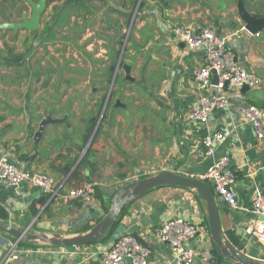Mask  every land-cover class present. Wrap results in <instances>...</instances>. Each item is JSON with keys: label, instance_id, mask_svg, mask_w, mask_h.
I'll return each instance as SVG.
<instances>
[{"label": "crops", "instance_id": "0c3cea01", "mask_svg": "<svg viewBox=\"0 0 264 264\" xmlns=\"http://www.w3.org/2000/svg\"><path fill=\"white\" fill-rule=\"evenodd\" d=\"M253 1L246 0V10L263 16L255 11ZM237 3L238 0H141L137 2V17L130 21H135L134 27L127 30V6H108V13L117 11L123 20L119 16L116 27L104 16L107 27L102 33L106 45L99 51L114 59L91 69L93 79L78 82L76 88L86 94L72 98V119L67 110L49 111L62 107L67 96L60 101L50 95L42 97L47 86L40 79H31L34 73L30 65L16 63L29 56L18 42L32 29L1 26L29 16L31 5L26 0H2L0 11L5 8L6 17L0 15V154H7L26 170L55 176L64 188L86 180L96 182L94 197L88 203L48 200L40 188L28 183L21 185L22 194H16L0 183V205L8 213L5 222L46 235L83 234L107 213L122 186L161 171L195 176L205 171L213 158L226 155L235 173L236 204L229 206L211 187L221 229L237 249L264 261V245L246 228L254 217L253 197L264 193V145L256 143L253 127L238 109L242 103L264 104V80L247 91L228 88V108L212 111L206 123L189 119L188 109L197 100L193 71L203 63L205 49H188L171 30L174 24H212L238 63L254 72L264 70V24L258 34L247 31L238 11H230ZM11 38L16 47L9 46L14 44L9 42ZM126 53L134 57V64L126 62ZM114 62L119 66L113 79L94 80L96 70H115ZM123 64L130 67L131 78H126ZM21 73L26 78L17 79ZM66 113V121L46 123L41 135L35 137L47 115L62 119ZM216 131L222 132L224 139L215 143L214 155L199 157L195 143ZM124 205L120 208L124 207V213L110 236L84 246L14 245V239L0 231V264H103L101 253L116 236L124 234L148 247L147 264H179L169 244L156 235L170 218L206 227L189 245L212 251L205 202L195 190L161 185ZM232 236L238 244H234ZM129 263L128 259L124 262ZM192 264L202 263L195 260ZM212 264L232 263L223 260Z\"/></svg>", "mask_w": 264, "mask_h": 264}, {"label": "built area", "instance_id": "2783aa9c", "mask_svg": "<svg viewBox=\"0 0 264 264\" xmlns=\"http://www.w3.org/2000/svg\"><path fill=\"white\" fill-rule=\"evenodd\" d=\"M172 32L176 39L182 41L188 49H205L204 61L193 71L194 88L197 100L188 109V117L200 123H206L209 114L214 110L228 108L230 103L228 88L255 87L262 81L254 71L246 69L238 63L232 50L228 49L224 40L212 24L193 27L174 24ZM258 34V33H256ZM217 82H212L213 75ZM227 82V86H225ZM238 109L254 129L256 143L264 145V106L254 103H242ZM224 135L220 131L204 135L195 143L199 157L214 155V145L221 142ZM209 184L229 206L236 204L233 185L235 173L229 166L226 155L213 158L207 169L195 176ZM0 183L12 188L16 194H22L21 185L28 183L41 189L48 200L58 199L62 202L79 201L88 203L95 194L94 181H83L77 186L65 187L55 176L45 171H29L12 162L7 154H0ZM251 218L246 228L249 234L264 245V193H257L251 201ZM200 224H194L181 218L166 220L157 230L156 235L161 241L169 244L179 264H192L198 260L202 264H212L213 254L210 250L189 245L200 232L205 230ZM79 247V246H77ZM148 247L140 243L134 236L124 234L114 239L111 245L101 253L103 264H147Z\"/></svg>", "mask_w": 264, "mask_h": 264}, {"label": "rangeland", "instance_id": "374dc122", "mask_svg": "<svg viewBox=\"0 0 264 264\" xmlns=\"http://www.w3.org/2000/svg\"><path fill=\"white\" fill-rule=\"evenodd\" d=\"M55 1L57 3H51L46 8V13L43 15L44 25L42 28L39 30L37 26L32 29L33 32H52V34L47 37L45 45H43L42 50L39 51L36 61L30 64L29 69L34 73V77L32 75L31 79L36 81L40 79L42 85L47 86V88L41 92L42 97L50 95L51 97H54L56 101H60V98L67 96V102H65L62 107L57 109L51 108L49 111L53 112L55 109L63 112L67 110L73 119L75 115L70 111L72 98L77 95L82 96L86 94L81 93L82 90H80V88H76L78 82L80 83L87 79H93V72H90L91 69L94 67L98 68L97 66L103 63H111L114 59V57H104L102 52L99 51L106 45V42L104 43L106 39H103L104 36L102 33L105 27H107L105 25L104 16L116 27L118 26L119 16H121V21L123 20V17L117 11H111V13H108L109 10H107V7L111 5L117 7H119L118 5H121V8H123L124 5L125 7L127 6L126 8L124 7L128 11L127 14L130 12L129 15L126 16L127 30L129 27H134L135 21L132 22L133 25L130 21H132V19L135 20V17H137L138 0H88L90 2H88L87 5L86 0H82L81 3L76 5L72 4L75 0ZM1 2L2 0H0V3ZM252 4L254 5L256 12L264 13V0H254ZM230 8V11L237 14L236 5ZM4 10L5 8L0 11L2 17H6V11ZM88 10L89 12L87 13ZM56 15H58L57 18H60V24L54 27L55 24L51 25V23L53 21L55 22ZM49 17H51V19H49ZM77 21L78 27L76 28L72 25V22ZM81 27H84V30H82ZM131 33H133V29L131 30ZM120 42L123 43L124 39H121ZM97 53H100V55H96ZM116 58L117 57H115V59ZM125 59L127 63H135L134 57L128 56V53H126ZM113 74L114 69L111 71H105L104 73L96 70L94 73V80L98 78H104L106 80L113 79ZM20 77L26 78L24 73L18 75L17 79ZM83 90L86 91L85 88ZM65 115L68 116L67 113ZM27 231L35 233L31 227ZM10 239L13 241L12 238ZM26 243V246L28 247H36L44 242L28 241Z\"/></svg>", "mask_w": 264, "mask_h": 264}, {"label": "water", "instance_id": "95a60500", "mask_svg": "<svg viewBox=\"0 0 264 264\" xmlns=\"http://www.w3.org/2000/svg\"><path fill=\"white\" fill-rule=\"evenodd\" d=\"M26 1L31 5L30 15H25L19 22H6L1 25L2 27H6L12 30H30L38 26L41 14L45 9L46 0ZM140 1L141 0H138V2ZM237 11L240 19L245 23L244 27L247 31H249L250 33H258V31L262 29L264 24V15L257 16L255 14H250L246 10L243 0H238ZM115 63L116 62H114V75L117 70L116 67L119 66V63ZM122 68L126 74V78H131L130 67L126 64H123ZM255 74L260 79L264 80V70H256ZM212 82H217V76L215 74L212 77ZM225 86H227V82H225ZM241 90L247 91L249 90V87L243 86ZM66 118L67 115H65L62 119H52L50 115H47L46 118L41 121L39 130L35 134V137L41 135L46 123L66 121ZM161 185H177L193 189L197 193L198 197L205 202L208 228L212 239V250L224 261L232 264H264V261L249 257L242 251L237 249L225 236L221 229L218 207L216 205L211 186L193 176L183 175L172 171H161L122 186L114 195L111 202V207L109 208L107 213L86 233L75 235L72 237H60L57 234L46 235L45 233H32L27 231L28 226L24 227L23 229H18L14 227L11 222H4L1 220L0 231L11 236L14 239V245H16L20 241H42L49 245L74 247L97 243L117 220V216L121 206L134 200L139 195L145 193L147 190ZM262 218L264 217H261V219ZM137 240L142 243L141 240Z\"/></svg>", "mask_w": 264, "mask_h": 264}, {"label": "flooded vegetation", "instance_id": "af4514ba", "mask_svg": "<svg viewBox=\"0 0 264 264\" xmlns=\"http://www.w3.org/2000/svg\"><path fill=\"white\" fill-rule=\"evenodd\" d=\"M32 1H34V0H32ZM81 1L82 0H75L74 2H72V4L76 5V4L81 3ZM83 1H85V0H83ZM88 2H90V1L86 0V5H87ZM51 3L55 4L57 2L55 0H46L45 9H44L43 13L41 14V17H40V20H39V23H38V29L39 30L44 25V22H43L44 17H43V15L46 13L47 6L50 5ZM88 12H89V10L87 11V13ZM57 16L58 15H56V17H55V22L53 21L51 23V25L55 24L54 27H56V26H58L60 24V18H57ZM49 19H51V17H49ZM72 25H74L77 28L78 27V21L77 22H72ZM81 28H82V30H84V27H81ZM38 32H36V31L33 32L32 30H30V32L23 38V40L18 42L20 44H23V47L26 50L25 52L29 53V56L26 57V58H24V56H23V58L21 60H19V61H16V63L24 62L25 63L24 66L27 67L28 65H30V64H32V63H34L36 61L37 57L35 58V56H38L37 54H39V51H41L43 45H45L47 37L51 36V34H52V32H50V33H46V32L38 33ZM2 42H4V41H2ZM9 42L10 43H14V44H10L9 45L10 47H16L15 46L16 42H15L14 39H12V38L9 39Z\"/></svg>", "mask_w": 264, "mask_h": 264}, {"label": "trees", "instance_id": "16d2710c", "mask_svg": "<svg viewBox=\"0 0 264 264\" xmlns=\"http://www.w3.org/2000/svg\"><path fill=\"white\" fill-rule=\"evenodd\" d=\"M134 1H135V0H134ZM243 2H244V4H245L246 0H243ZM262 106H264V104H262ZM124 206H125V205H124ZM107 209H108V208H106V210H107ZM123 213H124V207H122V209L120 210V212H119V214H118V216H117V220L114 222V224L111 226V228H109V230H108L107 233L101 238V240H103V239H107V238L110 236V234L112 233L113 229H114L115 226L118 224V221H119V219L121 218V216L123 215ZM0 220H2V221H4V222L8 220V213H7V211L5 210V208H4L3 206H1V205H0ZM118 236H120V235H118ZM118 236H116L115 239H116ZM232 240H233L234 244H238V240H237L236 237L232 236ZM27 242H28V241H27ZM18 245H24V246H26L27 243L24 242V241H20V242H18ZM212 254H213V259H214L215 262L219 263V262L223 261V259H222L221 257H219V256H218L213 250H212Z\"/></svg>", "mask_w": 264, "mask_h": 264}]
</instances>
